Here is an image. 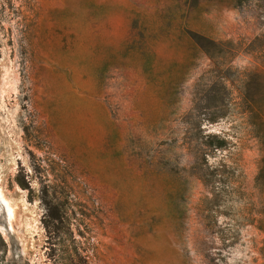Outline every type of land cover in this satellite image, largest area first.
<instances>
[{
	"label": "rangeland",
	"instance_id": "374dc122",
	"mask_svg": "<svg viewBox=\"0 0 264 264\" xmlns=\"http://www.w3.org/2000/svg\"><path fill=\"white\" fill-rule=\"evenodd\" d=\"M0 80V264H264V0H0Z\"/></svg>",
	"mask_w": 264,
	"mask_h": 264
},
{
	"label": "trees",
	"instance_id": "16d2710c",
	"mask_svg": "<svg viewBox=\"0 0 264 264\" xmlns=\"http://www.w3.org/2000/svg\"><path fill=\"white\" fill-rule=\"evenodd\" d=\"M212 45L224 46L229 43L226 42H215L210 41ZM205 52L213 58L211 52H213L209 48L203 47ZM246 78L247 74H244ZM247 84V82H246ZM230 102L233 103L234 107L238 110V113L243 116L248 125L251 127V134L255 137L261 147L262 152L264 153V99L257 100L248 95H240L237 99H229ZM210 118V120H212ZM216 140L211 143L214 148H221L225 142L224 138L217 137V135H213ZM262 165L260 167V171L257 176V181L259 183L264 184V156L262 157Z\"/></svg>",
	"mask_w": 264,
	"mask_h": 264
},
{
	"label": "bare ground",
	"instance_id": "6f19581e",
	"mask_svg": "<svg viewBox=\"0 0 264 264\" xmlns=\"http://www.w3.org/2000/svg\"><path fill=\"white\" fill-rule=\"evenodd\" d=\"M0 83H1V80H0ZM0 201H2V203L5 204V207H6V210L8 212V215L11 217V218H16L17 215L19 214L18 212L21 210V207L18 206L16 203H13L11 200H9V198L4 195V193L2 192L1 188H0ZM1 203V202H0ZM1 203V204H2ZM23 207L24 205L21 204ZM25 215V214H24ZM22 216V214H21ZM26 216V215H25ZM20 218V217H19ZM21 221V220H20ZM32 221H35V219H32ZM38 221V220H37ZM30 222V221H29ZM3 230V229H2ZM32 235V234H31ZM33 237V236H32ZM30 240V239H29ZM36 240V239H35ZM35 241L33 239H31L30 241V246L33 245ZM36 244V243H35ZM28 245V244H27ZM34 247V246H33Z\"/></svg>",
	"mask_w": 264,
	"mask_h": 264
}]
</instances>
